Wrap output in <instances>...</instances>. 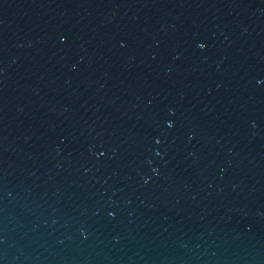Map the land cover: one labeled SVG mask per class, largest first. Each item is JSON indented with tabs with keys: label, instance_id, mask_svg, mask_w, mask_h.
Instances as JSON below:
<instances>
[{
	"label": "water",
	"instance_id": "95a60500",
	"mask_svg": "<svg viewBox=\"0 0 264 264\" xmlns=\"http://www.w3.org/2000/svg\"><path fill=\"white\" fill-rule=\"evenodd\" d=\"M0 264H264V0H0Z\"/></svg>",
	"mask_w": 264,
	"mask_h": 264
}]
</instances>
